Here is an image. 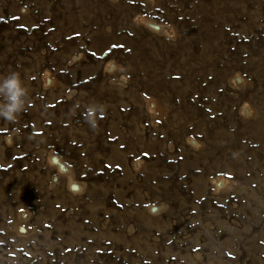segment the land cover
Returning a JSON list of instances; mask_svg holds the SVG:
<instances>
[{"label": "rangeland", "instance_id": "1", "mask_svg": "<svg viewBox=\"0 0 264 264\" xmlns=\"http://www.w3.org/2000/svg\"><path fill=\"white\" fill-rule=\"evenodd\" d=\"M0 264H264V0H0Z\"/></svg>", "mask_w": 264, "mask_h": 264}, {"label": "clouds", "instance_id": "2", "mask_svg": "<svg viewBox=\"0 0 264 264\" xmlns=\"http://www.w3.org/2000/svg\"><path fill=\"white\" fill-rule=\"evenodd\" d=\"M27 97L28 89L18 72L0 75V118L15 122L25 110Z\"/></svg>", "mask_w": 264, "mask_h": 264}]
</instances>
